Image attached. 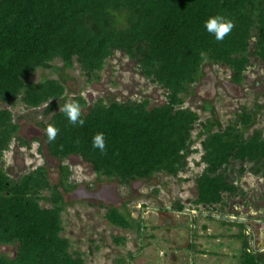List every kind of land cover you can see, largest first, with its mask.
Masks as SVG:
<instances>
[{
  "label": "trees",
  "instance_id": "trees-1",
  "mask_svg": "<svg viewBox=\"0 0 264 264\" xmlns=\"http://www.w3.org/2000/svg\"><path fill=\"white\" fill-rule=\"evenodd\" d=\"M217 14L235 25L223 41L204 26ZM252 46L264 63V0H0V105H46L50 118L41 126L51 156H79L100 177L128 185L150 182L159 173L178 176L195 151L193 132L201 119L183 106L185 95L205 75V63L226 65L233 81L242 83ZM117 51L140 58L144 73L167 91V103L151 108L149 100L108 98L83 111L87 101L79 95L73 101L85 123L73 125L60 110L67 100L64 81L31 80L37 69L59 71L53 62L61 59L65 69L78 62L93 82ZM14 117L9 108H0V159L21 129ZM237 123L223 128L209 119L201 124L206 167L197 179V205L224 204L225 195L243 191L229 175L236 162L241 165L238 181L250 171L246 165L264 176L263 132L247 136L255 123L248 112ZM49 124L59 130L53 141L46 134ZM101 132L103 153L92 143ZM61 170V182L53 184L45 165L18 179L0 165V264H87L63 235L67 202L60 188L70 192L76 186L68 181V166ZM42 200L52 207L42 206ZM106 218L124 230L141 229L127 204L109 207ZM2 246H14L16 254L2 252ZM241 258L242 264H264V253L250 250L246 237Z\"/></svg>",
  "mask_w": 264,
  "mask_h": 264
},
{
  "label": "rangeland",
  "instance_id": "rangeland-1",
  "mask_svg": "<svg viewBox=\"0 0 264 264\" xmlns=\"http://www.w3.org/2000/svg\"><path fill=\"white\" fill-rule=\"evenodd\" d=\"M249 56L242 83L233 81V71L226 65L205 63V75L185 95L183 106L198 112L201 119L193 132L195 151L187 158L188 167L178 176L159 173L150 182L137 180L125 185L100 177L79 156L53 157L41 126L50 118L44 114L46 105L28 108L21 102L0 105L12 110L21 125L0 165L14 179L45 165L53 184L62 180L61 166H68V181L76 187L70 192L60 188L67 202L63 235L71 240L74 251L82 253L87 264H242L245 237L250 240V250L264 253L259 246L264 242V176L250 172L252 165H246L250 171L238 181L241 165L236 162L229 175L243 191L225 195L224 204L215 206L197 205L195 200L197 179L206 167L201 124L215 119L225 128L240 122L241 114L248 112L254 115L255 123L248 128L247 136L256 131L264 134V63L253 46ZM139 59L117 51L107 60L100 79L93 82L87 80L78 62L65 69L63 60L57 59L53 65L59 71L37 69L31 80L62 79L66 102L75 96L84 97L87 106L83 111L99 99L109 102L108 98L120 102L149 100L151 108L167 103V91L144 73ZM41 204L52 207L47 200ZM122 204H127L141 224L140 230H124L108 222V208ZM180 205L183 210L178 209ZM255 231L258 242L254 241ZM115 238H123L124 242H116ZM1 251L16 254L14 246H2Z\"/></svg>",
  "mask_w": 264,
  "mask_h": 264
},
{
  "label": "clouds",
  "instance_id": "clouds-1",
  "mask_svg": "<svg viewBox=\"0 0 264 264\" xmlns=\"http://www.w3.org/2000/svg\"><path fill=\"white\" fill-rule=\"evenodd\" d=\"M204 26L208 33L212 34L217 41H223L224 38L232 31L235 25L231 19H228L222 14H217L210 16L207 20H205ZM60 110L73 125H84L85 120L81 118V109L78 102L68 100L64 103ZM58 131V128L54 124H49L46 128L48 140H55ZM92 143L93 148L99 149L101 153L105 152L106 143L104 134L102 132L94 135Z\"/></svg>",
  "mask_w": 264,
  "mask_h": 264
},
{
  "label": "crops",
  "instance_id": "crops-1",
  "mask_svg": "<svg viewBox=\"0 0 264 264\" xmlns=\"http://www.w3.org/2000/svg\"><path fill=\"white\" fill-rule=\"evenodd\" d=\"M254 235H253V237H254V241H255V239H257V232L255 231L254 233H253ZM261 234H264V228L263 229H261ZM249 240V239H248ZM250 241V240H249ZM255 242H258V240L257 241H255ZM259 246H260V248H264V242H261V244H259Z\"/></svg>",
  "mask_w": 264,
  "mask_h": 264
},
{
  "label": "flooded vegetation",
  "instance_id": "flooded-vegetation-1",
  "mask_svg": "<svg viewBox=\"0 0 264 264\" xmlns=\"http://www.w3.org/2000/svg\"><path fill=\"white\" fill-rule=\"evenodd\" d=\"M83 160V159H82ZM85 162V161H84Z\"/></svg>",
  "mask_w": 264,
  "mask_h": 264
}]
</instances>
